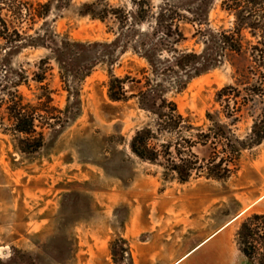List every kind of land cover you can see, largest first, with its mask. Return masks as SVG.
I'll list each match as a JSON object with an SVG mask.
<instances>
[{
    "label": "rangeland",
    "instance_id": "374dc122",
    "mask_svg": "<svg viewBox=\"0 0 264 264\" xmlns=\"http://www.w3.org/2000/svg\"><path fill=\"white\" fill-rule=\"evenodd\" d=\"M24 1L35 14L44 12L40 4L50 3L51 11L43 17L4 12L21 37L16 43L0 37V258L17 248L42 264H173L230 221L221 241L201 248L199 263L192 258L182 264H259L239 245L242 224L255 213L232 219L237 186L255 177L253 167L244 166L264 145L229 158L234 173L227 179L209 178L206 170L212 158L226 154L223 142L214 141L215 122L231 125V137L248 140L255 120L264 116V95L243 108L236 125L218 102L224 87L258 84L248 70V30L241 53L215 47V37L235 26L224 0H143L146 20L131 32L113 11L103 22L82 10L97 2L99 14L108 4L135 16V0ZM160 14L173 18L170 38L159 26ZM141 39L147 49H138ZM87 63L91 72L83 75ZM112 76L128 78L129 100L111 99ZM148 86L158 87L193 128L160 136L158 144L211 136L207 145L193 147L204 168L188 182L131 150L136 132L156 120L140 102ZM12 92L41 109L35 138L44 141L37 151H24L27 136L14 130L7 104Z\"/></svg>",
    "mask_w": 264,
    "mask_h": 264
},
{
    "label": "trees",
    "instance_id": "16d2710c",
    "mask_svg": "<svg viewBox=\"0 0 264 264\" xmlns=\"http://www.w3.org/2000/svg\"><path fill=\"white\" fill-rule=\"evenodd\" d=\"M135 3L139 5L135 16L129 15L122 9L111 8L108 4L100 12L102 14H99L97 12L99 3L97 2L86 3L82 14L99 18L104 22L107 14L113 11V14L119 19L121 25L124 26L123 29L131 32L139 22H143L147 17L146 2L143 0H135ZM32 5L24 0H0L1 38L9 43H16L20 39L14 38L21 37L17 30L12 31L10 29L4 12L10 13L13 16H19L23 12H26L27 15L43 17L51 11L50 3L40 4V8L44 9V12L39 11L35 14ZM223 8L234 14L235 26L231 32H223L218 37H215V47L219 52L231 50L241 53L244 48L243 31L248 30L253 39L249 42L251 64L248 70L258 81L257 85L247 86L243 90H240L238 87L227 86L218 92L217 99L218 102L224 103L222 105L224 107L223 113L225 117L232 119V124L236 125L239 122L238 115L242 112L243 108L253 102L257 96L262 97L264 95V0H224ZM167 19H170V17L164 14H160L157 18V20H163L159 23V26L167 30L164 34L167 38H170L174 27L171 24L173 18L170 21ZM125 36L128 38L127 35ZM68 45L75 48L82 44L67 43L66 46ZM141 47L147 49V44L142 39L138 41V49ZM189 57H192V54ZM86 65V67H83L85 69L83 75H88L91 72L92 63H87ZM0 67H2L1 60ZM126 81H128V78L111 77L109 95L113 101L129 100ZM183 88V85L179 86V90ZM161 94L162 92L158 87H149L146 91L139 93L142 108L151 111L155 115L156 120L154 125H149L136 132L131 141V150L144 161L164 166L170 173L176 174L181 182L185 183L193 177L194 173H199L204 168L200 164L199 158L193 154V147L198 143L207 145L211 141V136L210 134L200 133L197 136L199 142L192 141V139L188 138H180L176 142L165 140L162 144H158L157 142L160 136L173 133L183 134L184 130L190 131L193 129L189 125V120L179 112L177 105L163 98ZM9 95L10 98L7 104L9 117L14 125V130L27 136L22 140L24 144L23 150L29 152L37 151L43 145L44 141L43 136L40 139L35 138L37 134L35 125L36 116L41 109L24 104L23 98L18 93L12 92ZM3 101L1 100L0 102ZM209 117L213 119V116L209 115ZM230 126L215 122L213 128H211L215 134L214 141L219 140L223 142L225 145L224 152L226 154L222 158L218 156L214 157L209 162L206 169L209 178H229L234 172L230 166L232 161H228V159L236 160L240 157L243 150L260 145L264 141V116L260 120H255L252 134L248 140L231 137ZM180 141L185 142L188 146H182V142ZM212 143L215 144L216 142ZM261 223L263 226H259ZM257 238L264 244V214H252L249 216L243 222L239 232V245L242 253L248 259L258 260L259 264H264V253L259 249V241ZM0 264L42 263L33 253L15 248L10 257L6 259L0 258Z\"/></svg>",
    "mask_w": 264,
    "mask_h": 264
},
{
    "label": "crops",
    "instance_id": "0c3cea01",
    "mask_svg": "<svg viewBox=\"0 0 264 264\" xmlns=\"http://www.w3.org/2000/svg\"><path fill=\"white\" fill-rule=\"evenodd\" d=\"M263 145H264V141L261 144V146ZM244 167L247 169V171L250 170L249 167H253L254 172H255L254 173L255 177L253 180H246V182L242 183L241 186L240 185L237 186L238 190L235 196H236V200L238 203V209L233 216L232 220L234 221H236L242 215L248 212L255 213V214H264V147L260 151V153L256 155L253 161L247 162V164ZM247 174L248 173H246V175ZM247 176H249V174ZM227 224L216 229L202 243H201V240H199V242H197L196 244L191 245L187 249L186 254L182 255V257H178V259H175L176 255L174 254L175 256L173 257V259H175L176 261H174L173 264H178V263L182 264L192 258L196 262L200 261L201 256L198 253L201 251V248L215 240L221 241L220 235L227 229V227L224 228ZM207 240L209 241L206 242ZM201 244H204V245L201 247ZM172 247H175V246H172ZM174 252L176 253L177 251L175 250L173 251V253Z\"/></svg>",
    "mask_w": 264,
    "mask_h": 264
},
{
    "label": "bare ground",
    "instance_id": "6f19581e",
    "mask_svg": "<svg viewBox=\"0 0 264 264\" xmlns=\"http://www.w3.org/2000/svg\"><path fill=\"white\" fill-rule=\"evenodd\" d=\"M247 210H248V209H247ZM232 223H233V222H232ZM230 224H231V223H230ZM225 227H226V226H225ZM208 241H209V240H207L206 242H208ZM206 242H205V243H206ZM203 245H204V244H201V247H202Z\"/></svg>",
    "mask_w": 264,
    "mask_h": 264
}]
</instances>
